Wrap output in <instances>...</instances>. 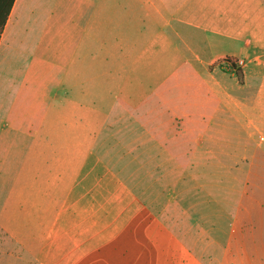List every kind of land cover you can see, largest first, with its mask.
Here are the masks:
<instances>
[{"label":"crops","instance_id":"0c3cea01","mask_svg":"<svg viewBox=\"0 0 264 264\" xmlns=\"http://www.w3.org/2000/svg\"><path fill=\"white\" fill-rule=\"evenodd\" d=\"M150 11L171 13L167 0H0V264H206L207 205L229 225L215 264H264V0H224L221 27L165 20L171 36L150 33ZM154 43L169 52L148 71ZM223 58L242 62V83ZM108 152L145 174L227 175L223 202L161 198L194 207L193 248L176 232L185 213L176 230L155 218Z\"/></svg>","mask_w":264,"mask_h":264},{"label":"rangeland","instance_id":"374dc122","mask_svg":"<svg viewBox=\"0 0 264 264\" xmlns=\"http://www.w3.org/2000/svg\"><path fill=\"white\" fill-rule=\"evenodd\" d=\"M168 5L170 6L171 13L165 14L164 20L157 15L152 14L150 11V14L148 15L150 18H148V27L150 30V33H155L157 36L161 33L168 34L171 36L169 30L167 27H165V20H168L171 24L176 23V18L181 17L185 20H191L192 17L195 18V22L199 25V27L204 26L206 23H213L216 24L217 27H221L224 24L225 18L223 14L224 10V0H167ZM183 7L181 8V12L179 15L172 13V11L176 7ZM124 15H120V17H123ZM171 16L175 18V20H171ZM153 18V19H152ZM152 19V20H151ZM194 32V31H193ZM192 32V33H193ZM191 33V34H192ZM186 34V33H185ZM128 36V31L123 28L119 30V38L126 40ZM139 38V34L135 33V39L137 40ZM198 40L196 43L206 45V41L204 40V35L201 37L199 34L198 37H195ZM189 39V38H188ZM194 41V40H193ZM155 44V43H154ZM137 52V51H136ZM169 51H162L160 46L155 44L154 46L148 45V71L151 70L152 61L156 60L168 53ZM199 55V54H198ZM201 59L205 60L203 55H199ZM118 59H121L118 57ZM221 60H216L215 64L223 65L225 67V72L230 73L227 71V67L225 62ZM157 62V61H154ZM119 81L121 84L123 81L126 82L125 79H115ZM120 104L118 102L115 103V106H119ZM109 119V118H108ZM107 119V121H108ZM4 134V133H0ZM102 138H104V143L107 141V133L105 131L102 132ZM92 143L88 142V148L89 145ZM107 145H110V142L107 143ZM106 145L103 147V153L105 149H107ZM108 151V149H107ZM107 154V153H106ZM165 161V164H174L170 159H163ZM175 160V159H174ZM104 161L107 163L109 162L110 166H114V169H119L121 166L124 167L125 173L123 174V178L125 180H128L134 187H135V193L140 198H147L148 201H153L156 204L148 206V211L157 219L162 221L163 223L169 225L171 228L173 227L176 230V223L179 215L181 213H185L186 216H181L179 218L180 222V230L178 235L181 237L184 245L192 247V237H195L196 234L199 235V228L198 226L194 227V218H193V206L186 205V206H172V205H161L160 203H163V200L161 198L166 199L167 197H176L178 192L181 194V196L184 199H187L188 201H192L193 198H216L219 201H224V198L226 197L228 190L225 187H228L230 185V179H228L227 175L224 174L222 171H220L218 168L213 171V173H187L185 175L177 174V173H151L152 167L148 169V174H145L142 168V161L141 160H134V159H117V158H111L110 152H108V155L106 158H104ZM118 163V164H117ZM129 165L128 167L126 165ZM171 166V165H169ZM167 167V170L174 169L173 167ZM0 173H3L2 171ZM183 177L184 183L179 185V180ZM235 185H239L237 183H234ZM183 191V192H182ZM238 199V193L233 192V200ZM186 201V200H185ZM197 210H201V214L204 222L201 224L202 229V235L201 236V245L200 252L202 254L203 262L206 264L211 263L215 264V258L218 260H223L224 255L222 253V250L220 248H224L226 236L225 231L226 227L229 225L223 220L225 206H201L196 207ZM183 210V211H182ZM213 210V213L210 211ZM246 227L249 231L252 227H255L256 223V210L254 207L246 206ZM216 211V212H215ZM217 213L216 219L219 220V230L216 228L214 231L210 229V225L205 223L208 220L209 214ZM222 215V216H218ZM179 216V217H178ZM206 217V218H205ZM214 219V218H213ZM214 219V223L215 220ZM212 221V219L210 220ZM109 224V221H108ZM196 225V224H195ZM215 226V224H214ZM183 229L185 233L183 232ZM174 233L177 235V233ZM228 232V231H226ZM217 233V235H216ZM255 233V231H254ZM253 235L252 231H249L248 236V248L252 249V241H257V239L254 237V240L250 237V235ZM216 236V237H215ZM212 237L213 240H217L219 245H213L212 244ZM217 239H215V238ZM188 248V247H187ZM205 249V254H203V250ZM199 252V253H200ZM198 253V252H197ZM210 257L208 258V256ZM255 256V255H254ZM210 260V261H209Z\"/></svg>","mask_w":264,"mask_h":264},{"label":"trees","instance_id":"16d2710c","mask_svg":"<svg viewBox=\"0 0 264 264\" xmlns=\"http://www.w3.org/2000/svg\"><path fill=\"white\" fill-rule=\"evenodd\" d=\"M226 64L227 71L232 73L238 80L239 83H242V74L239 67L235 64V59L232 58H224L223 60Z\"/></svg>","mask_w":264,"mask_h":264},{"label":"built area","instance_id":"2783aa9c","mask_svg":"<svg viewBox=\"0 0 264 264\" xmlns=\"http://www.w3.org/2000/svg\"><path fill=\"white\" fill-rule=\"evenodd\" d=\"M235 64L239 67V66H241L242 65V62L241 61H238V60H236L235 61Z\"/></svg>","mask_w":264,"mask_h":264}]
</instances>
